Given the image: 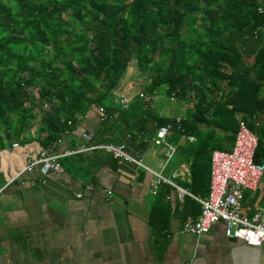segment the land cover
Masks as SVG:
<instances>
[{"label":"trees","instance_id":"1","mask_svg":"<svg viewBox=\"0 0 264 264\" xmlns=\"http://www.w3.org/2000/svg\"><path fill=\"white\" fill-rule=\"evenodd\" d=\"M130 67L131 78L148 80L145 93L189 100L186 117L150 113L144 93L123 107ZM93 107L101 120L92 144L144 145L164 125L171 140L193 136L181 154L197 196L208 194L211 152L233 143L238 122L257 135L253 158L263 161L264 0H0V149L27 141L33 128L47 147ZM109 159L95 149L59 161L87 174ZM163 186L149 218L158 242L171 190ZM181 205L183 217L200 211L189 196Z\"/></svg>","mask_w":264,"mask_h":264},{"label":"crops","instance_id":"2","mask_svg":"<svg viewBox=\"0 0 264 264\" xmlns=\"http://www.w3.org/2000/svg\"><path fill=\"white\" fill-rule=\"evenodd\" d=\"M146 84L127 90L123 83L120 90L129 101L138 93L149 96V100L143 99L152 114L177 121L186 117L189 100L168 96V101H157L154 93L144 92ZM100 120L99 109L93 107L47 147L34 137V128L27 141L7 142L0 149V186L6 185L42 148L57 154L77 149L85 143L83 133H93ZM171 137L169 131L167 141L174 147L169 158L165 147L153 144L151 138L145 139L144 145L129 138L121 141L130 155L173 183L163 182L157 188H171L164 221L167 226L160 242L153 238L149 224L157 190L150 191L153 174L144 167L114 157L101 164L95 161L87 174L84 169L69 172L62 164L61 172L48 174L35 167L21 173L0 193V264H264V242L252 246L228 238L221 222L200 235L183 231L184 219L193 215L183 217L181 203L187 195L179 196L176 186L189 191L186 183L190 181V162L181 153L183 145L195 139L190 135ZM13 142L18 146L12 147ZM232 145L222 142L219 150ZM263 194L264 174L255 190L243 192L242 214L251 216Z\"/></svg>","mask_w":264,"mask_h":264},{"label":"built area","instance_id":"3","mask_svg":"<svg viewBox=\"0 0 264 264\" xmlns=\"http://www.w3.org/2000/svg\"><path fill=\"white\" fill-rule=\"evenodd\" d=\"M143 97L145 100L150 99L147 95ZM119 102L123 107H126L128 97L122 95ZM237 124L238 127L235 130L231 149H215L211 152L208 194L205 197H198L176 186L179 196H190L200 206V211L197 215H189L184 219L182 229L186 233L200 235L208 232L214 223L221 222L226 237L239 239L246 245L258 246L264 242V220L262 219L264 194L259 207L249 217L242 214V194L245 190H255L257 188L260 178L264 174V161L256 162L253 158L258 142L257 135L244 124V121H240ZM168 132L169 125L160 126L157 128L154 137L151 138L153 144L165 147L166 158H169L174 152V147L167 141ZM82 137L85 141L84 144L75 150L65 153L57 154L51 153L48 149H40L8 183L19 177L21 173L30 171L35 167H38L43 174H48L50 171L61 172L63 166L59 161L60 157L75 152L97 149L114 158L134 162L150 171L153 174L150 182V191L152 193H156L158 186L163 182L173 185L160 172L151 170L140 159L130 155L125 143L103 142L92 144L90 143V134L83 133ZM16 146H18V143L13 142L12 147ZM7 184L0 186V193ZM77 195L79 196L80 194Z\"/></svg>","mask_w":264,"mask_h":264},{"label":"rangeland","instance_id":"4","mask_svg":"<svg viewBox=\"0 0 264 264\" xmlns=\"http://www.w3.org/2000/svg\"><path fill=\"white\" fill-rule=\"evenodd\" d=\"M135 73L136 72H135V69H133V67H130L128 69L127 76H126V82H125V84H127V90H130V87L131 89H133L134 86L136 87V89H139L140 86L142 87L145 83L148 82L147 79L141 78L140 76L138 77L136 76L134 77V79L131 78V76L135 75ZM121 93L125 95V92H121ZM154 96L157 101L158 100H167V101L169 100L168 96L165 94L163 89H159L157 92H155Z\"/></svg>","mask_w":264,"mask_h":264}]
</instances>
